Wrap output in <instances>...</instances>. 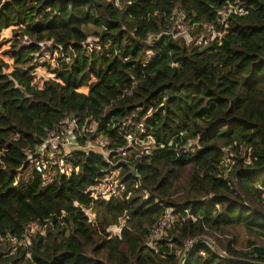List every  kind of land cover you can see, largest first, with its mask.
<instances>
[{"label":"trees","instance_id":"obj_1","mask_svg":"<svg viewBox=\"0 0 264 264\" xmlns=\"http://www.w3.org/2000/svg\"><path fill=\"white\" fill-rule=\"evenodd\" d=\"M227 1L0 0V235L52 220L29 250L0 245V264H264V0H239L243 13L230 18L220 42L198 43L201 30L145 42L172 27L175 11L200 26L213 23ZM91 38L113 46L86 58L82 46ZM41 43L66 48L69 62L38 72ZM77 113L93 118L114 148L123 142L110 125L134 118L145 119L159 144L186 131L184 140L197 139L202 150L180 157L159 148L129 163L139 182L119 164L118 199L92 197L110 169L95 155H76V175L45 186L29 156ZM227 148L237 165L224 179ZM20 169L27 180L15 185ZM168 207L198 220L171 222L153 248L150 231ZM238 228L249 237L246 249L237 244ZM204 237L228 257L198 244L183 261L186 244Z\"/></svg>","mask_w":264,"mask_h":264},{"label":"built area","instance_id":"obj_2","mask_svg":"<svg viewBox=\"0 0 264 264\" xmlns=\"http://www.w3.org/2000/svg\"><path fill=\"white\" fill-rule=\"evenodd\" d=\"M242 13L243 10L239 5V0L227 1L218 11L216 20L213 23L199 26L187 20V16L177 10L173 15L172 27L165 33L148 35L145 42L154 46L165 36H170L173 39H187L200 30L204 33L198 39V43L206 44L214 40L220 42L227 34L230 18L235 14L241 15ZM37 46L34 59L38 65V72L41 71L43 65L51 69H59L69 62L65 52L66 48L53 50L50 43H41ZM112 46L113 43L110 40L102 42L100 38H91L82 46L84 48L83 55L86 58H90L95 54L100 55L108 52ZM71 52L74 51L71 49ZM148 54L147 61L155 55L153 52ZM115 55L118 56L117 50ZM131 92L132 89L127 90L125 94H130ZM110 127L122 138V146L114 148L111 140L99 132V125L93 118L85 119L81 113L66 117L57 127L48 131L45 138L41 140V144L36 145L33 152L34 155L29 156V168L34 173L40 174L44 185L47 186L52 184L58 177H73L76 175L77 172L74 165L76 155L81 154L85 157L99 156L109 165L110 169L105 173L98 185L91 187L89 191L94 198L99 192H103L109 198L118 199L123 191V189L116 191L121 175L119 164H128L135 180L139 182L140 176L136 166H130L129 163L135 164L144 156H152L159 148L173 147L176 154L180 157L193 156L202 150L197 139L184 140L187 135L186 131L180 132L166 145L159 144L149 134L150 131L145 124V119L136 121L132 118L123 123H112ZM241 154L244 155V152L242 151ZM131 157H133V160H130ZM236 165L235 154L231 152V149H225L224 159L220 166L224 179H228V176L232 175ZM21 170L17 172L15 185L27 180L21 174ZM188 220L196 222L198 219L188 209L177 212L174 208H165L162 217L150 231L149 244L156 248L171 222H186ZM50 225H52L51 218L43 222H31L25 227L20 236H15L11 233L0 235V245L4 247L10 246L12 249L24 248L29 250L33 238L36 235L45 236ZM202 239L200 244L208 245L220 257H228L227 252L220 249L214 240L208 237ZM193 243V241H189L186 247L189 249ZM26 258H30L29 252Z\"/></svg>","mask_w":264,"mask_h":264},{"label":"rangeland","instance_id":"obj_3","mask_svg":"<svg viewBox=\"0 0 264 264\" xmlns=\"http://www.w3.org/2000/svg\"><path fill=\"white\" fill-rule=\"evenodd\" d=\"M236 234H237V240H238L237 244H238L239 248L246 249V242H247V240L249 238L247 236L246 231H244L241 228H238L237 231H236Z\"/></svg>","mask_w":264,"mask_h":264},{"label":"water","instance_id":"obj_4","mask_svg":"<svg viewBox=\"0 0 264 264\" xmlns=\"http://www.w3.org/2000/svg\"><path fill=\"white\" fill-rule=\"evenodd\" d=\"M16 88L19 89L20 91L24 92V89L21 88L19 85H17ZM1 110H2V107H0V111H1ZM133 173H134V172H133ZM202 240H203V239H199V240L195 241V242L192 244V246L187 250L186 254L184 255L183 261L185 260V258H186V256H187V253H188L193 247H195L196 245L200 244Z\"/></svg>","mask_w":264,"mask_h":264}]
</instances>
